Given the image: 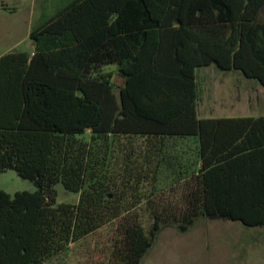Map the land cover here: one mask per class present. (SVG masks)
<instances>
[{
	"label": "trees",
	"instance_id": "obj_1",
	"mask_svg": "<svg viewBox=\"0 0 264 264\" xmlns=\"http://www.w3.org/2000/svg\"><path fill=\"white\" fill-rule=\"evenodd\" d=\"M30 39L33 54L0 58V173L36 188L0 189V264H45L103 230L88 264H142L165 226L264 225V180L209 185L190 144L218 122L198 118V68L264 88V0H74ZM227 121L264 129V117ZM256 146L227 144L219 159L252 160ZM58 184L79 201L57 205Z\"/></svg>",
	"mask_w": 264,
	"mask_h": 264
},
{
	"label": "rangeland",
	"instance_id": "obj_2",
	"mask_svg": "<svg viewBox=\"0 0 264 264\" xmlns=\"http://www.w3.org/2000/svg\"><path fill=\"white\" fill-rule=\"evenodd\" d=\"M72 1L74 0H0V50L10 48L15 41H21L20 48L25 49L29 42L30 30L56 15ZM8 28H11L13 37L11 36V40H7V43L3 45L4 33ZM114 68L116 67H108V69ZM235 73L239 72L224 71L215 64L198 68L197 80L203 91L199 109H205L213 104L216 95L213 90L207 89L211 87L215 79L228 83L229 88L232 86L230 83H235L229 92L230 99L228 98L227 106L231 104L239 108L240 89L237 88L239 79L243 90H246L249 95L260 94V84L256 80L244 78L246 81L244 82L243 77ZM114 82L118 86L124 84L123 79L117 74L114 76ZM243 90L241 89L242 92ZM224 96H228L227 93ZM212 108H215V104ZM84 137L89 138L90 132H87ZM184 147L183 142H177V150H183ZM0 189L9 194L36 190L30 181L20 178L13 170L0 173ZM55 189L57 205L75 204L79 201V194L65 190L62 184H58ZM242 227L239 221L221 218L201 219L186 233H180L174 226H165L142 264H264L262 247L247 246L245 241L240 239L246 231L252 232L250 229L241 230ZM111 236V232L103 230L86 243L75 246L71 251L64 252L45 264H88L91 262L95 244H104L110 240ZM94 255L98 256V254Z\"/></svg>",
	"mask_w": 264,
	"mask_h": 264
},
{
	"label": "crops",
	"instance_id": "obj_3",
	"mask_svg": "<svg viewBox=\"0 0 264 264\" xmlns=\"http://www.w3.org/2000/svg\"><path fill=\"white\" fill-rule=\"evenodd\" d=\"M35 29V28H34ZM33 30V29H32ZM28 43L25 49L20 48L22 45L21 41H15L12 43V46L6 50H0V58L6 54L17 53V52H27L33 54L34 45L30 39V33ZM13 32L11 28H8L3 37V45H5L7 40H11L13 37ZM12 36V37H11ZM229 72V71H228ZM231 72V71H230ZM243 77L241 73H235ZM247 79V78H246ZM244 82H246L244 80ZM3 67H0V125L3 124V109L5 108V85H3ZM235 83H230L234 86ZM240 91L239 108L233 105L227 106L229 102V84L216 80L213 82L211 87L207 90H213V93L216 95V98L213 101V104L208 106L205 109H199V105L202 102L203 95H201V100L197 106V114L200 120H216V123H210L206 127V136L200 138L195 136L190 140V144L193 152V166L192 170L198 166L202 170L201 180L204 175L208 177V183L211 185L214 182L227 183L232 181L235 183L237 179L243 183H250L253 179L264 180V129L261 132H258L256 128L245 127L243 125H237L236 123L228 122L229 119H242V118H259L264 117V88L260 85V94L249 95L246 90H243L242 85L239 83L237 85ZM243 90V92L241 91ZM201 88V94H202ZM228 96H224L225 93ZM230 99V98H229ZM215 104V108L212 106ZM251 133L248 135V133ZM189 140H183L185 145H188ZM261 146H256L254 144L260 143ZM233 143L234 146L241 145L242 143L246 144L248 147H258V152L254 155L252 160H230L225 161L219 159L220 152L225 148L227 144ZM205 148L206 158H198V161L195 163L198 152L202 148ZM213 154V155H212ZM206 160V167L204 164ZM8 193V192H7ZM258 220H264V212L256 213ZM243 227L241 230L250 229L252 232L246 231L243 236H240V239L245 241V245L251 246L256 245L262 247L261 252L264 253V225L248 227L242 224ZM239 227V226H238ZM239 239V240H240Z\"/></svg>",
	"mask_w": 264,
	"mask_h": 264
}]
</instances>
